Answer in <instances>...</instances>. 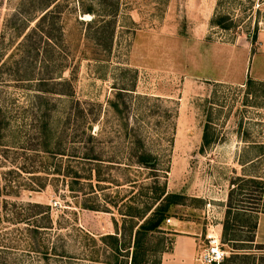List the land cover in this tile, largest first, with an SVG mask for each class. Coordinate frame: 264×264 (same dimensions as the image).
Returning a JSON list of instances; mask_svg holds the SVG:
<instances>
[{
	"label": "rangeland",
	"instance_id": "obj_1",
	"mask_svg": "<svg viewBox=\"0 0 264 264\" xmlns=\"http://www.w3.org/2000/svg\"><path fill=\"white\" fill-rule=\"evenodd\" d=\"M36 2L0 0V264H158L224 217L264 250V0H58L22 54ZM112 5L108 42L82 10ZM150 185L177 196L135 236Z\"/></svg>",
	"mask_w": 264,
	"mask_h": 264
},
{
	"label": "trees",
	"instance_id": "obj_2",
	"mask_svg": "<svg viewBox=\"0 0 264 264\" xmlns=\"http://www.w3.org/2000/svg\"><path fill=\"white\" fill-rule=\"evenodd\" d=\"M100 1L103 2L104 0H100ZM57 7H58V0H37L36 4L34 5V8H36L35 12L38 11V9H40L39 15L34 20V23L32 24L31 27L25 26L24 28H22V30H20L19 33L20 40L17 42L16 47H18L20 53L23 54V52L24 53L29 52L31 47L38 41L48 44L45 39L50 37H55L56 33L59 36H61L62 29L55 25L56 17H58L60 14L59 13L60 10ZM103 8H105V4H103ZM82 11L91 12L92 16L89 18V20L90 23L95 25L93 28V33L95 35H101L105 37L109 42L111 40L113 33V21L116 12V6L115 5L109 6L108 9H104L103 13L100 14L95 13L94 10H92L91 8L88 9V7H85ZM99 15L103 17H100L101 19H98ZM210 21L214 24H219L218 21L214 20L212 17ZM252 83L253 80L250 78L246 79L245 81V84H247L248 86H250ZM205 135H206V131L203 130V133L201 135L200 147H203L209 144L210 142ZM150 158L151 157L149 154H146L143 150H140L134 157V160L139 165L146 166L144 164L147 162L149 163ZM152 164L153 163H149L151 167ZM8 186L13 187L11 184H8ZM259 189L262 192L264 189V185H260ZM149 192L151 195H148L149 201L145 209L141 210L137 214L138 219H140V222L137 224L136 227L137 230H135V236L138 234L139 229H149V230L155 229L159 225V223L163 220V217L165 215L164 211L166 210L168 200L170 199L171 201H174L172 197L177 196L176 193L165 192L163 188L159 189V187L158 190L155 191L154 187L153 189L151 188V185L149 188ZM260 197L264 200V195H262V193H260ZM34 204L36 206H42L41 203H34ZM231 206L232 205L230 204V200H229L225 210L226 214H228L229 210L232 209ZM244 208L245 207H241V209H243L241 211H244ZM249 209L258 210L255 208L254 209L249 208ZM16 214L17 213L15 212L14 215L11 216V218L14 219ZM256 222H257L256 219H254L250 223H239V221H237L236 219L235 222H233L232 220L228 221L227 217L223 218L221 222L220 241L222 243L235 242L237 244L235 245L231 244L230 246L231 249L229 251V254L224 256L219 264H264L261 263V260L264 259L263 246H261L259 243H253L254 229L256 227ZM243 226H248L247 227L248 235H245L246 237L244 238L236 237L235 230H238V228H242ZM247 243H252L254 245L251 244L247 245ZM134 245L136 246V241ZM133 261H134V249H133V254L131 255L130 264H132ZM241 261L242 263H240Z\"/></svg>",
	"mask_w": 264,
	"mask_h": 264
},
{
	"label": "crops",
	"instance_id": "obj_3",
	"mask_svg": "<svg viewBox=\"0 0 264 264\" xmlns=\"http://www.w3.org/2000/svg\"><path fill=\"white\" fill-rule=\"evenodd\" d=\"M197 234L185 231L172 233L170 245L163 250L158 264H197Z\"/></svg>",
	"mask_w": 264,
	"mask_h": 264
},
{
	"label": "built area",
	"instance_id": "obj_4",
	"mask_svg": "<svg viewBox=\"0 0 264 264\" xmlns=\"http://www.w3.org/2000/svg\"><path fill=\"white\" fill-rule=\"evenodd\" d=\"M165 220L168 222L169 217ZM225 255L218 231H211L206 234V243L197 250L194 259L197 264H219Z\"/></svg>",
	"mask_w": 264,
	"mask_h": 264
}]
</instances>
